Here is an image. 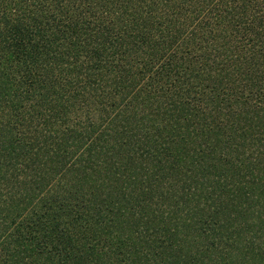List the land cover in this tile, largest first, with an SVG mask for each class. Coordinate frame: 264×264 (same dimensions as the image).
<instances>
[{"label":"trees","instance_id":"obj_1","mask_svg":"<svg viewBox=\"0 0 264 264\" xmlns=\"http://www.w3.org/2000/svg\"><path fill=\"white\" fill-rule=\"evenodd\" d=\"M0 264H264V0H0Z\"/></svg>","mask_w":264,"mask_h":264}]
</instances>
